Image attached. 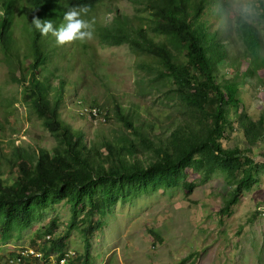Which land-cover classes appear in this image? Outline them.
<instances>
[{
	"label": "rangeland",
	"instance_id": "rangeland-1",
	"mask_svg": "<svg viewBox=\"0 0 264 264\" xmlns=\"http://www.w3.org/2000/svg\"><path fill=\"white\" fill-rule=\"evenodd\" d=\"M261 1L209 0L207 3L203 20L209 31L218 33L217 39L227 46L231 58L241 57L244 52L236 29L237 16L254 21L264 40ZM134 7L128 0H103L92 13L104 24H111L116 13L132 15ZM15 18L14 33L21 43L20 60L7 58L0 48V122L4 125L0 179L8 185L14 183L18 174V167L7 161L13 152L11 140L30 151L35 150L37 143L49 149L57 144L56 137L43 126L25 100L23 86L12 80L13 73L21 75L23 67L32 61V57H23L26 45L21 30L23 18L18 8ZM62 23L64 19L60 25ZM93 29H96L95 23ZM90 41L96 46V57L90 60L79 57L77 62L73 60L74 51L65 52L76 41L62 46L47 44L50 55L45 66L52 86H58L61 77L66 79L63 119L84 134L86 143L100 147L102 154L107 153L102 146L105 137L112 140L122 134L129 135L139 144V138L118 123L112 112L115 100L133 111L137 127L154 126L143 130L155 146L167 144L172 126L178 119L188 117L185 107L167 94L180 80L156 78L139 70L138 63L142 59L128 43L109 45L100 40L97 31H93ZM89 65L91 69H87L83 81L77 83L80 69ZM236 67L228 61L219 63V81L232 79L239 69ZM237 98L252 119L261 117L264 68L254 79L240 84ZM100 105L109 110L105 123H100L103 117L94 119L85 110V107ZM229 111L234 129L226 133L224 147L249 148L247 155L258 165L250 179V188L244 189L229 208L226 205L238 187L236 179L220 170L207 175L193 168L184 172L177 186L149 189L120 198L104 212L94 215L86 214L89 201L79 206L78 215L74 217L69 197L57 198L56 202L38 209L29 226L15 225L7 233L0 232V264H57L67 251L75 253L68 264H264V142L250 146L238 126L235 111ZM138 157L145 164L157 159L156 153L145 147H141ZM239 174L242 176L243 171ZM53 220H56V228L52 227ZM91 225L99 227L90 234ZM63 236L66 238L60 242ZM31 250L34 256H29L26 262H16L21 252Z\"/></svg>",
	"mask_w": 264,
	"mask_h": 264
},
{
	"label": "trees",
	"instance_id": "trees-1",
	"mask_svg": "<svg viewBox=\"0 0 264 264\" xmlns=\"http://www.w3.org/2000/svg\"><path fill=\"white\" fill-rule=\"evenodd\" d=\"M101 1L0 0L2 52L7 58L20 60L21 43L14 33L18 8L23 18L21 30L26 45L23 57H32L21 75L12 74V80L23 86L25 100L57 139V144L50 149L37 143L31 151L11 140L13 152L7 161L18 167V174L11 185L0 179L1 233H7L15 225L29 226L37 210L56 202L57 198L69 197L74 217L78 215L79 206L89 201L86 214L94 215L104 212L120 198L149 189L177 186L189 168L207 175L220 170L236 179L238 187L226 208L236 203L239 194L251 186L250 179L258 165L247 155L249 148H225L223 139L234 129L229 111L233 109L248 144L255 146L264 142V110L261 117L254 120L243 111L237 98L240 84L254 79L264 68V40L254 21L237 16L236 29L244 52L241 57L231 58L227 46L217 39L218 33L209 31L203 20L209 0H128L135 6L134 14L116 13L111 24H104L92 13ZM82 5L90 9L82 18L94 21L96 29L93 31L99 32L100 40L109 45H130L142 59L138 63L139 70L156 78L180 80L167 94L185 107L188 117L178 119L179 122L172 126L167 144L155 146L143 130L154 126L137 127L133 111L115 100L112 112L118 123L139 138V144L129 135H114L116 138L112 140L105 137L102 146L107 153L102 154L100 147L86 143L84 134L63 119L66 79L61 77L58 86L53 87L45 66L50 55L47 44H55V37L51 33L42 36L31 22L33 17L51 20L53 27L58 28L69 8ZM261 6L264 17V0ZM71 49L65 52L74 51L76 62L79 57L84 60L96 57V46L90 40H76ZM224 61L234 67L238 64L236 68L239 69L232 79L219 81L218 64ZM87 69L91 66L80 69L77 83L83 81ZM92 70L96 72V67ZM96 108L97 113L91 112L90 116L103 117L100 123L107 122L109 110L103 105ZM3 129L0 122V143ZM141 147L152 149L157 159L149 164L141 163L138 160ZM188 186L193 187L192 184ZM52 227L56 228V220L52 221ZM98 227L91 225L89 233ZM65 238H60V242ZM21 258V262L28 260V256Z\"/></svg>",
	"mask_w": 264,
	"mask_h": 264
},
{
	"label": "clouds",
	"instance_id": "clouds-1",
	"mask_svg": "<svg viewBox=\"0 0 264 264\" xmlns=\"http://www.w3.org/2000/svg\"><path fill=\"white\" fill-rule=\"evenodd\" d=\"M90 11L87 5L69 8L63 16L64 23L58 28L53 27L51 20H41L33 17L32 25L37 29L42 36H47L49 33L55 37L57 45H64L76 40L85 42L93 38L94 21H88L82 18Z\"/></svg>",
	"mask_w": 264,
	"mask_h": 264
},
{
	"label": "built area",
	"instance_id": "built-area-1",
	"mask_svg": "<svg viewBox=\"0 0 264 264\" xmlns=\"http://www.w3.org/2000/svg\"><path fill=\"white\" fill-rule=\"evenodd\" d=\"M85 110L90 114L91 112H93V114H96L97 113V108L96 107H94V108H92V107H85ZM34 254H35V252L33 251V250H31V251H28V253H25V252H21L19 255H18V257H17V259H16V262H21V257L22 256H34ZM75 255V253L74 252H71V251H67V252H65L64 254H62V256L60 257V259H59V261H58V263L57 264H68V262H69V260H70V258L71 257H73Z\"/></svg>",
	"mask_w": 264,
	"mask_h": 264
}]
</instances>
